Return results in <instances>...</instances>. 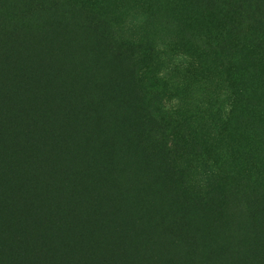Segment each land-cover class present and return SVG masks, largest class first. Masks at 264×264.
<instances>
[{"label": "trees", "instance_id": "obj_1", "mask_svg": "<svg viewBox=\"0 0 264 264\" xmlns=\"http://www.w3.org/2000/svg\"><path fill=\"white\" fill-rule=\"evenodd\" d=\"M48 1L47 7L37 0H0V264H264V167L234 177L223 202L211 191L186 201L171 196L175 175L169 169L185 155L179 138L169 140L148 102L134 105L128 118L117 114L116 105L137 98L126 81L129 57L140 51L124 50L115 65L121 81L102 72L98 54L80 61L86 68L81 65L78 78L59 40L55 50L41 44L53 33L38 19L61 6V0ZM172 1L192 15L210 12L223 21L233 14L222 29L231 26L249 53L255 32L264 61V0ZM86 14L91 29L103 25ZM142 18L143 27L151 26L145 12ZM228 46L221 42L216 53L226 54ZM178 57L175 68L198 70L199 59ZM250 117L264 125L257 112ZM132 219L156 232L134 235Z\"/></svg>", "mask_w": 264, "mask_h": 264}, {"label": "rangeland", "instance_id": "obj_2", "mask_svg": "<svg viewBox=\"0 0 264 264\" xmlns=\"http://www.w3.org/2000/svg\"><path fill=\"white\" fill-rule=\"evenodd\" d=\"M37 1L44 2L47 7L52 5L48 0ZM173 2L61 0L58 10L52 8L38 19L40 28L43 25L49 34L53 33L41 44L55 50V41L59 40L67 65L75 67L80 79H83L81 65L86 68L80 61L86 57L90 61L92 55L98 54L104 66L102 72L112 71L121 81L124 75L116 72L115 65L122 63L120 60L126 55L125 51L128 55L140 51L132 59L129 57L131 74L126 81L134 86L137 98L116 105L117 114L128 118L134 105L141 108L143 102H148L151 113L163 118L169 140L178 137L185 151V155L178 157L169 169L175 175L169 179L170 195L186 201L193 195L211 191L222 196L223 202L230 194L234 177L264 167V125L250 120V115L256 116V112L264 117V61L256 48L255 32L251 36L254 52L249 53L231 26L222 29L223 22L233 23L232 13L228 19L221 15L224 19L221 21L210 12L192 15L185 4L174 5ZM211 8V5L207 6V9ZM144 12L150 17L151 26L140 24L144 23ZM157 12L168 20L161 19ZM86 13L102 18L103 25L96 30L88 27ZM164 33L166 38H163ZM131 42L135 44L131 45ZM221 42L229 45L226 54L216 53ZM141 43L144 47L139 45ZM205 43L210 45L208 50ZM181 53L199 59L198 70L186 73L182 68H175L174 62L182 59L178 57ZM240 59L241 64L237 66ZM207 68L209 73L205 76ZM168 69H171L170 73H167ZM231 91H235L234 96L229 95ZM140 93L150 98H140ZM209 113L215 114L216 118L210 119ZM242 114L244 117H240ZM240 121L245 122L244 127L238 124ZM154 122L151 118V126ZM144 143L146 150L151 151L149 141L146 139ZM155 198L152 197V201ZM45 205L49 206L48 202ZM149 209L155 211L153 206ZM130 221L134 235L156 232V227L147 231L140 221ZM222 222L226 224L229 219H222Z\"/></svg>", "mask_w": 264, "mask_h": 264}]
</instances>
